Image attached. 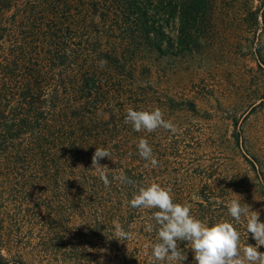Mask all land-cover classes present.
Returning <instances> with one entry per match:
<instances>
[{
    "label": "trees",
    "instance_id": "1",
    "mask_svg": "<svg viewBox=\"0 0 264 264\" xmlns=\"http://www.w3.org/2000/svg\"><path fill=\"white\" fill-rule=\"evenodd\" d=\"M209 1L0 0V264H152L156 209L129 202L153 182L205 224L233 223L241 249L255 246L228 213L231 200L251 201L200 140L124 123L128 108L167 110L155 104L152 57L193 52ZM141 138L157 167L140 157ZM97 147L110 152L107 188L91 168ZM113 221L132 239L116 240ZM178 244L182 264H196Z\"/></svg>",
    "mask_w": 264,
    "mask_h": 264
},
{
    "label": "rangeland",
    "instance_id": "2",
    "mask_svg": "<svg viewBox=\"0 0 264 264\" xmlns=\"http://www.w3.org/2000/svg\"><path fill=\"white\" fill-rule=\"evenodd\" d=\"M209 5L193 52L152 57L154 103L168 106L164 119L189 130L223 174L240 180L264 222V0Z\"/></svg>",
    "mask_w": 264,
    "mask_h": 264
},
{
    "label": "clouds",
    "instance_id": "3",
    "mask_svg": "<svg viewBox=\"0 0 264 264\" xmlns=\"http://www.w3.org/2000/svg\"><path fill=\"white\" fill-rule=\"evenodd\" d=\"M103 67L106 61H100ZM125 124H130L134 131H147L149 133L158 128L177 131L176 126L169 120L163 118L161 109L155 110H133L128 108ZM137 149L141 158L151 161L152 167L158 166V160L153 156V150L148 141L139 139ZM110 152L105 148L97 147L91 157V168L99 174L100 180L107 188L110 180L105 173L107 165H102L103 158H109ZM82 167V166H80ZM121 182L132 184L135 182L126 176L114 177ZM242 199V197H240ZM241 199H233L228 204V213L235 223L239 224L244 218L246 234H251L255 240V246L246 244L240 247V233L231 222H217L211 225L191 215L190 206L174 203L171 188L162 187L158 183L148 186H140L133 193L130 206L135 209H156L152 213L153 219L158 226L156 236L158 242L152 246V264L156 262H177L182 264L187 256L180 249L178 242L186 241L193 252V260L196 264H264V252L258 251L264 246V222L260 220V211H253L251 206L241 203ZM116 240L123 242L132 239V234L123 229L118 221H113ZM147 230H153L149 225Z\"/></svg>",
    "mask_w": 264,
    "mask_h": 264
}]
</instances>
